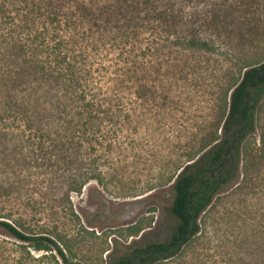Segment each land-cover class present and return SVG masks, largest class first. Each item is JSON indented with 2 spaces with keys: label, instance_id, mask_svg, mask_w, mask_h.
Returning <instances> with one entry per match:
<instances>
[{
  "label": "trees",
  "instance_id": "obj_1",
  "mask_svg": "<svg viewBox=\"0 0 264 264\" xmlns=\"http://www.w3.org/2000/svg\"><path fill=\"white\" fill-rule=\"evenodd\" d=\"M236 1L0 0V229L36 251L53 249L63 264H78L51 238L29 234L27 213L45 203L28 191L59 196L53 202L65 210L68 195L92 181L103 185L129 121L128 91L139 99L150 77L154 96L162 79L189 74L177 57L219 55L220 36L209 30L224 27L220 18L236 12ZM259 55L237 59V76L215 100L219 134L176 169L169 236L132 245L108 264H165L199 239L206 213L236 182L255 130L264 99Z\"/></svg>",
  "mask_w": 264,
  "mask_h": 264
},
{
  "label": "rangeland",
  "instance_id": "obj_2",
  "mask_svg": "<svg viewBox=\"0 0 264 264\" xmlns=\"http://www.w3.org/2000/svg\"><path fill=\"white\" fill-rule=\"evenodd\" d=\"M225 12L218 34L219 55L190 54L177 63L191 67L182 81L166 77L153 96L144 82L138 99L128 91L127 116L105 169L80 195L70 194L66 209L59 196L31 188L40 203L28 212L29 234L51 238L70 262L108 264L132 245L169 236L172 182L176 169L198 156L212 133L219 134L215 100L237 76L241 57L264 54V0H237ZM258 58V55H257ZM128 86H132L130 83ZM236 182L206 213L199 239L165 264H260L264 254V99L255 130L243 147ZM34 172V171H30ZM35 173V172H34ZM262 245L256 248L255 244ZM260 256V257H259ZM0 264H63L56 251H36L0 229Z\"/></svg>",
  "mask_w": 264,
  "mask_h": 264
}]
</instances>
